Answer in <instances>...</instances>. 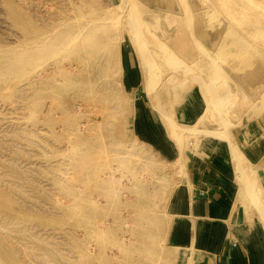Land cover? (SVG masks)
<instances>
[{"label":"rangeland","instance_id":"374dc122","mask_svg":"<svg viewBox=\"0 0 264 264\" xmlns=\"http://www.w3.org/2000/svg\"><path fill=\"white\" fill-rule=\"evenodd\" d=\"M138 1H140V7H143L144 5L145 7H147L144 12L142 10L134 8L136 13L138 10L139 13H137V15L140 14L141 18L139 16L137 17L133 8L130 6L129 0H0V57L1 55L18 56L24 53L23 51H26V49L29 47L30 39L39 40V37H42L43 35L41 30H43L45 27L53 29V25L60 24V22L62 21V23H66V21L76 22L78 19L88 20L92 18V15H100L103 11L106 13V17H108L109 21V25L107 24L106 28L110 29L109 31H111L117 37L115 41H117L120 36V38H122V35H125V44L123 45H127L129 47L128 51L136 57L135 61L133 60L134 70L128 71V75L126 68L124 69L125 73L124 71H122L121 73V69H116L113 73H111L112 76L108 74V76L110 77H104H107L106 82H96V84L93 85L94 87L92 86L91 88L83 90L82 93H80L79 95L76 94L77 91L72 88V86L67 85L61 89L63 90L62 92H46L37 95L36 93H31V91H29V87L27 85L29 78L27 77L28 75L25 71H22L21 77H19L18 74L15 77L10 78L11 75L14 76L15 74L8 73V66L6 68L4 67V70L3 68L0 69V215L1 217H7L8 219H16L15 221H22V223H27L29 226V233L28 231L25 233L26 237L25 234L21 235L22 238L20 239V241L17 242L15 241V239H7L8 244H10L16 249L18 248L20 264H77L78 262H75L74 260H76V257L78 256L80 251V254L82 255L83 259L82 264H140V262L143 261L144 257L150 258L151 256V258H153V264H189L190 261L193 262V257H195L196 253L193 247H191V249H188L186 248V246H184L186 240L185 236L183 235L184 238L182 239V241H180V246H177V244L172 241L173 236H175L177 233L179 234L180 232L183 234V230L188 229L185 224H189L190 221L187 217L172 214L170 210V205L175 196L180 191H182V188L184 186L186 187L190 185L189 171L192 170V164L197 159L213 161L215 160L213 155H215L216 153L228 157V164L229 166L231 165V171L233 172L232 179L230 178V181L232 187H234L233 190H235L236 193H240V180L242 181L244 177H256L257 188L254 191L255 196L252 193V197L244 196V198L241 199V196L237 193L236 203L237 208L242 209L248 216L250 223L253 226L255 225L259 233L263 248L262 254H264V225L262 223V218H260V210H258L257 203L255 202V200L257 199H255V197H258L260 200L262 198L264 199V167H261L259 169V172L257 173L258 177L255 175H249L246 177V175L244 176V170L240 171L232 160V150L233 148H236L245 157V159L247 157L245 161H247V165H252L250 167H254L257 164L256 160H259L260 157L261 159L258 161V165L262 166V164H264V162L261 161L263 160L262 155H264V134L260 131L264 129V108H262L263 111L260 112V114L259 112L255 113L253 111L255 110V108L258 107L259 102L262 105V100L259 101V98H261L260 96L263 95L262 93H264V90L263 92H261V94H258L257 90L254 89L256 88L255 82L264 84V56L262 55L260 57L257 55H253V62L256 64H262V67L256 70L245 68L243 65H246L244 64L245 61H247L248 63V59H245L246 56L244 58L239 56L243 53L241 51L243 50L241 48H244V46H242L244 45L242 44L243 42H246L247 47L252 45L251 48L248 47L252 52L257 51L262 52L264 54V36L259 34V37L257 38L256 35H252L253 38L251 39V35L248 34L250 36H247V34L245 33L248 31H246L248 27L252 28L251 25L256 26V24L260 21L259 19L262 20V18H264V6H262V4L259 2H256V4L255 2L252 3L250 2V0H248V3L245 2L246 4H244V1H242L241 3V1L238 0H234L233 3L230 0H227V3L226 0H220V2L218 0V3L217 0H198V2L197 0H187L189 1V3H187L189 4V9L194 10L196 7H198V9H195V12L199 10L206 11L195 14V18L192 20V22L183 26L184 30H187L180 31L179 33L180 35L182 34L183 39L186 40V42L182 44L183 39L182 36H180L179 34L177 35V37H179L177 39H179L181 43H177V39L173 42L171 41L170 35L172 34H169L171 32V29L165 28L163 24L169 20L170 15H172L173 13L177 14V10H179L180 13L183 12V9H181L183 7V2L181 4V1L178 0L180 4L178 2L174 4V6L172 7V11H170L172 14H167L165 18H162L161 15L158 14H161V11L167 8L166 5L157 2H153V5H149L146 0H142L143 2L141 0ZM223 1H225L224 4H227V7L229 6L228 1L229 4L230 2L231 4H233L234 8L230 6L228 7L230 9L232 7V9L237 10L238 8L236 6H242L241 8H243L244 6L243 9L245 11L247 10L250 14H246L247 12L244 13V10L241 9L243 10L242 14L236 13V15L239 14V16L235 15V17L240 20L237 22L234 15H231V13H229H233L234 10H230L227 7H224V10L223 8L221 9L220 5L223 4ZM261 1L264 3V0ZM141 2L142 4H140ZM218 4L219 6H217ZM224 4L222 5V7L224 6ZM234 4H236V6ZM247 6H252L254 9L252 7L247 8ZM159 9L161 10L159 11ZM250 9H252L253 11ZM239 11L240 10L235 12ZM132 12L135 15L132 14ZM226 13L228 15L230 14L229 16H232L234 18L229 17ZM113 14H115V16ZM150 14L152 15V17L155 15L154 18L155 20L157 19V21L153 20L154 22H156V25L154 26L157 29L155 28V31L150 32V34L152 33L151 36L149 34L148 36H150L151 38L158 37L159 39L163 40L164 42L159 39L155 40L153 38L155 40L154 42H157L158 45H163V43L166 45L165 48L167 51L164 50L163 53L167 54L168 56L166 55V57H164L165 55L160 52L163 51L162 48L164 47V45L162 46L161 50H159L158 47L160 48V46H158L156 43H152L154 47L152 45H149V48L151 49L152 47V49H157L158 52L157 50H153V52H160L162 53L161 55H163V57L159 59V57H157L158 54L153 53L150 50V52H152L151 54L154 55H152L153 57L150 59L146 58V61L147 65L151 64L150 67L149 65L148 67H152L153 70L154 66L157 64V67L155 66L156 68L154 70L156 74L153 73L154 71L152 69L151 71L152 75L154 74V77L155 75L157 77V73L160 75V78L157 80V84L160 86L161 91H169L171 90V88V91H174V95L170 94V101L168 100L171 106L173 105V109L175 107L176 111L174 113L176 116L174 117L177 118L178 114L180 117H183L187 113L188 103L190 102L202 101L203 107L206 109L208 106L207 111L209 110L207 113L204 109L206 116L203 113V120L199 119L198 122V119H196L191 124V128L188 127L185 128L186 130L184 129L185 132L183 133L181 140L176 139L173 136L168 139L166 136V130L164 128L165 125L163 124L161 116L158 112L154 113L152 111L153 104L151 103V100L147 93V87L145 85V82L143 81V75L145 73H143V65L141 64H143L144 62L140 57V52L133 47L132 42L128 38V36L130 37V34H132L131 36H134V26L135 24H138L137 21L142 20L144 16L149 17ZM252 14H257V16L255 17H258L259 19H254V15L252 16ZM156 15L160 17H156ZM246 15L248 16L246 17ZM250 15L252 18L250 17L249 19L248 17ZM130 17H133L132 19L135 18L137 21H135V19L132 20ZM244 19L245 23L247 24L244 23ZM256 19H258L259 21H257ZM130 20L135 23H132ZM254 20H256L257 22ZM250 21L252 23H250ZM254 23L256 24L254 25ZM260 23L259 26L264 27V22L260 21ZM190 24L194 26V29L192 28L191 32H193L194 30L195 33L190 32ZM244 24L247 26V28ZM114 25L116 27H113ZM200 25L205 27L207 38H200L199 47L196 42L197 39L193 38L192 36H197L196 26ZM238 25H242V27ZM187 26L189 29L187 28ZM143 27L146 28L145 25H143ZM130 31L133 33H131ZM164 31L166 32V34ZM182 32H184V34ZM189 32L192 36L189 35ZM153 33L155 36L153 35ZM168 36L170 38L169 40L167 39ZM238 37H242V39L240 38L241 44L239 43ZM191 38H193V40L196 39L194 40L195 42L193 41V44L192 40H190ZM247 38L248 41L252 40V44L250 41H247ZM175 44H185L187 48L183 51V53L181 51L179 53ZM211 44H213L212 47ZM217 44L223 47V49L221 50L222 54H217V56L214 57L211 55V49L215 45L217 46ZM123 45H121L122 47L120 51V53L122 54L124 53ZM155 46L158 47L156 48ZM172 47H175L176 51H174ZM204 48L207 50V52ZM239 48L241 50H239ZM194 49L199 51L200 56L197 55L198 52L196 53ZM192 50L196 54L191 53ZM201 54H204L203 57H205L203 59L205 60L201 59ZM209 54L211 55V57ZM226 55L228 58L226 57ZM196 56L199 57L197 58ZM154 57H157L158 61L157 59H154ZM172 57L175 59H173ZM178 57L179 59H184L180 60H182V64L186 63V67L184 65L181 66L180 60H176L178 59ZM206 57L208 58V60ZM163 58L168 59L170 65H167L168 63ZM44 60L43 62L35 63V72L30 75L34 78V80H39L38 78L41 75L44 76L43 74L46 75V73L47 75L49 73V75H51L53 72H57L58 74H60L69 71L70 68H72L70 70L71 72L78 69L77 62L72 59H62V64L60 66L52 58L45 60H48V62H46L47 64ZM211 60L215 63L217 62L220 68L225 65V69L222 68V72L220 71L221 74L223 73L222 75H224L225 73L227 74H225L223 79H221L223 76L221 77L220 74H218L221 77L220 78L218 76L221 80H215V78H217V75L215 76V74H217L216 72H218L217 70H219V68L217 67L218 65L215 63L214 65ZM227 60L228 62H225L224 64V61ZM152 61H154V66ZM189 61H191L190 64ZM193 61L195 62L194 64H196L198 61V64L192 65ZM159 63V66L161 67H158ZM211 63L216 67V69H218L212 70L214 66L211 65ZM177 64H179V66ZM190 65L191 69L194 67V69H192L194 70V75H192V70H188L190 69ZM175 67L182 68H177V71ZM157 68L159 70L158 72H156ZM184 68L185 70L190 71L189 73H186V76H184L185 74H183ZM199 68H201L200 71ZM207 68L212 69L208 70ZM166 69H168V73ZM170 69L173 71H171ZM227 69L229 71H227ZM232 70H234L235 73L237 72L236 76L238 77V79L236 78ZM151 71L148 72V74H151ZM160 71L161 74H164L166 72L167 75L166 73L164 75H161L159 73ZM213 71L215 74L213 73ZM134 72H136V75L133 74ZM201 73H203L204 76L207 74L205 77H207L208 79L211 73H213L214 75L211 74V79L207 81V78L203 79V75H201ZM228 74L230 76H234H229L228 78ZM22 75L26 78H23ZM170 75L174 76L173 79H169ZM144 76H146V74ZM162 76H164L165 78L163 77L161 79ZM193 76L195 77V79ZM213 76H215L214 79ZM199 77L201 78V80H199ZM12 78L13 80H11ZM14 78H17V84H15L16 80ZM18 78H20V81L18 80ZM124 80L126 81L125 84L123 83ZM128 80L132 81L129 82ZM159 80H162L164 82L167 80L169 82H167L166 85V82L163 83ZM171 80L174 83H171ZM214 81H216V83ZM161 82L165 85H162ZM175 82L177 84H175ZM225 82L228 85V89ZM206 83H211V86L209 84L207 85ZM107 84L112 86V90L113 88H115V97H111V93L108 87L107 89L103 90L105 88V85ZM201 85L203 86L202 88ZM162 86H164L165 88H163ZM209 86L211 87V90L213 88L212 91L208 89ZM236 87L237 90H235ZM176 88L177 91H175ZM222 88H224L225 91L223 90V92L225 93H222ZM121 89L123 90V92H121ZM226 89L229 92H227ZM233 90H235L236 92ZM102 91L108 92L110 94L108 97L109 103L103 100L102 97L105 95L102 94ZM234 92L237 98L236 100L235 97H231V94H233ZM245 93L248 94L245 95ZM117 94L119 95V97ZM205 94H208V97ZM223 94L228 98L223 97ZM243 94L245 96H243ZM28 96L31 98H29ZM165 96L167 97L168 94ZM204 96L207 98H204ZM220 96L222 97L219 98ZM241 96L242 99L239 98ZM110 97L114 100L116 98L115 103H118L120 107L122 105V109L120 108L118 110L114 108V106L111 104V99H109ZM214 98H216L217 100ZM237 100H239L240 102ZM217 101H219L220 103L222 101L223 106H220L222 105V103H219V105L218 103L215 104V102ZM233 101L237 102L233 103ZM225 102H228V104L226 103L225 105L226 107L224 106ZM227 105L230 107H228ZM136 108L143 110L149 117L152 111L154 117L156 118L155 121L157 122L158 127L163 128V134L165 135L166 139H168V141L170 140V142L168 143L175 151L174 154L176 156V159H174V163L172 161L166 162V158H163L164 155H162L158 151V147H154L153 145H151L143 137L140 136L138 130H134V124L136 125L137 116L138 114L140 115V112L137 111L138 109L136 110ZM116 110L117 112H119L117 113ZM219 110L220 112H218ZM224 110H226L227 112ZM228 110L233 111L229 112ZM216 112L218 113L216 114ZM222 112L224 113L225 117ZM220 113L222 118L219 115ZM115 115H117V117ZM217 116H219L220 118ZM223 118L225 120H223ZM91 121L93 123H91ZM221 122L224 123L222 124ZM225 122L226 124L228 122V124L231 125L229 126L230 128L228 127V124H225ZM221 124L223 126H221ZM223 127H226L225 129H227V131H225L228 134L230 132H233L230 133L229 136L227 135V138L230 142L226 139V137H224L227 133L225 135H222ZM128 128L133 129L131 131ZM213 128H215L216 133H214L215 131ZM230 129H232V131ZM218 130L220 135L217 133ZM246 132L249 133V138L246 136ZM243 136L245 139L243 138ZM78 141L88 142L85 144V146H75L76 148L73 149L74 145ZM254 142L262 143L261 148L259 149V155L257 154L253 158L248 155L247 149L251 147V145H253L252 143ZM180 144L182 145L180 146ZM145 145H147L148 148ZM138 147L143 149H137ZM115 152L119 153L120 155ZM78 153H85V155H87L88 161L92 162H90V166L84 168L83 171L80 167L72 163L74 160V156H76ZM127 153H130L132 155ZM126 154L128 155V157H126L127 159L125 158ZM133 154L140 156V158L136 156L138 158L137 159L134 155L137 161H139V159L143 157L141 159L142 162L140 160L134 165L133 162L135 163V158L133 157ZM112 156H114L117 161L123 158L122 160H120V163L122 164H120L116 160L114 161L115 158L113 159ZM129 156L132 158V164L128 161L130 160ZM143 159L145 160L144 162ZM126 160L129 162V165ZM148 160H151L156 164L152 162V165L150 164V162H148ZM133 165L134 168L136 166L137 167L135 168V170H132V173L131 169L129 168L133 169ZM147 166L150 170L147 169ZM90 167L92 169H90ZM109 167L110 169H108ZM178 168L180 171L181 169H183L184 172L181 171V173L183 172L182 175L179 170L178 172L177 170H174ZM99 169L101 171H98ZM205 170L206 169L203 168L199 172L204 173ZM134 171L136 172V176L138 175L137 177L135 176ZM95 172L99 173L96 174ZM113 175L115 177H113ZM236 175H239L238 177H241L242 179L239 178L240 180L238 181ZM95 176H97L99 179H97V177L95 179ZM108 177H110V180H112V182L109 181ZM90 178L91 180H88ZM105 179L108 180L105 182ZM150 182H153L154 184H151ZM11 185H17L18 187L20 186V192L23 189L24 193H18L17 191L16 194L15 192H13V195L11 194L12 202L7 203L6 200L3 198L2 192L6 193L8 187H10ZM107 189H113V192L115 191V193H112ZM155 189L158 190L156 191ZM80 190L82 191L80 192ZM154 190L158 193H155ZM253 201L255 203H253ZM143 208L146 211L143 210ZM140 209H142L145 213L142 214V216H137L138 210ZM86 211L90 213L89 219L91 220L92 218V225L86 223H81V225H77V221L80 222L81 219L84 220L83 217L85 218L86 215L84 214L86 213ZM91 216H93L94 218ZM126 221L129 224H125ZM131 221H133L134 223ZM130 223H132V225ZM138 225L141 228H138ZM105 228L109 229L107 230L108 232H105ZM8 229L10 228H4V226L0 224V235H13L14 232ZM30 234H33L35 236L33 237ZM13 236L16 237L15 234ZM142 237L144 238V240H148V242L154 244H150L152 250L150 248L148 249L147 247L146 249L138 247V244L136 243L138 242V239H142ZM108 239H111L110 242L113 240L112 243H110ZM131 241L133 243H131ZM126 245L130 246L126 247ZM25 247H31L33 251L30 252V250H28V252H25ZM55 248L58 251H56ZM168 249H173L174 254H169ZM51 251L53 252V254ZM127 251L134 252L132 254V258L126 257ZM161 254L162 257L160 258ZM174 258H177L176 261L174 260ZM159 259H161L160 262H158Z\"/></svg>","mask_w":264,"mask_h":264},{"label":"bare ground","instance_id":"6f19581e","mask_svg":"<svg viewBox=\"0 0 264 264\" xmlns=\"http://www.w3.org/2000/svg\"><path fill=\"white\" fill-rule=\"evenodd\" d=\"M142 1V0H141ZM147 1V3L149 4V5H153L154 3L153 2H157V3H160V4H164V5H166L167 6V8L165 9V10H163V11H161L162 13L161 14H158V15H161V17L162 18H165V16L167 15V14H172L170 11H172V7L174 6V4H176V2H178V0H146ZM179 1H181L180 3L182 4V2H183V4H182V8L181 9H183V12L182 13H180L179 12V10H177V14H172V15H170V18H169V20L167 21V22H165L164 24H163V26L165 27V28H169V29H171V32L169 33V34H172V35H170V37H171V41L173 42L174 40H176L177 38H179V37H177V35L180 33V31H183L184 30V27L183 26H185V25H187V24H189V23H191L192 22V20L195 18V14H197V13H199V12H205L206 10H202V11H197V12H195V9H198V7H196L194 10L193 9H189V4H187V3H189V1H187V0H179ZM203 1V0H202ZM232 3L234 2V0H230ZM238 1H241V3H242V1H244V4H246L245 2H249L248 0H238ZM139 2L140 1H138V0H129V3H130V6L133 8V10H134V8L135 9H139V10H142L143 12L145 11V9H147V7H145V5L143 6V7H140L139 6ZM143 2V1H142ZM142 2L140 3V4H142ZM197 2H198V0H197ZM216 2V1H215ZM219 2H220V0H219ZM231 2H230V4H231ZM250 2H255V4H256V2H259V3H261L262 4V6H264V3L261 1V0H253V1H251L250 0ZM179 3V2H178ZM179 3V4H180ZM205 3V2H204ZM208 3V2H207ZM217 3H218V0H217ZM217 3H215V4H217ZM225 3V1H223V4ZM226 3H227V0H226ZM200 4V3H199ZM223 4H221L220 6H221V9L223 8V10L227 7V4H224V6L222 7V5ZM229 4V1H228V7H230V6H232L233 8H234V6H233V4H231L230 5ZM254 4V5H255ZM261 4H259V5H261ZM235 6H236V4H234ZM247 5H249V4H247ZM251 5V4H250ZM257 5H258V3H257ZM129 6V7H130ZM212 6V5H211ZM217 6H219V4L217 5ZM115 7V6H114ZM130 7V8H131ZM225 7V8H224ZM227 7V8H228ZM232 7H231V9H232ZM238 9L236 10V9H232V10H234V12L232 13V12H229V13H231V15H234V17H235V15H236V13H240V14H242V11L244 10L243 8H244V6H243V8H241V7H238V6H236ZM248 7H252V6H247V8ZM152 8V7H151ZM246 8V9H247ZM253 8V7H252ZM106 9V8H105ZM153 9H155V8H153ZM164 9V8H163ZM228 9H230V8H228ZM230 9V10H231ZM241 9H243V10H241ZM254 9V8H253ZM111 10V9H110ZM131 10V9H130ZM155 10H157V9H155ZM161 9H159V11H160ZM223 10H221V11H223ZM227 10V9H226ZM225 10V11H226ZM238 10H240L239 12H235V11H238ZM250 10H252V9H250ZM83 11V10H82ZM102 11V10H101ZM100 11V12H101ZM174 11H175V9H174ZM253 11V10H252ZM96 12V11H95ZM134 12H135V10H134ZM143 12H141V13H143ZM157 12V11H156ZM244 13H246V14H250L247 10L245 11H243ZM87 13V12H86ZM85 13V14H86ZM110 13V12H109ZM136 13V12H135ZM137 13H139L138 12V10H137ZM137 13H136V15H137ZM145 13H147V12H145ZM144 13V14H145ZM223 13V12H222ZM227 13H228V11H227ZM226 13V14H227ZM243 13V14H244ZM108 14V13H107ZM132 14H134L133 12H132ZM131 14V15H132ZM225 14V15H226ZM114 16H115V14H113ZM129 15V14H128ZM135 15V14H134ZM133 15V16H134ZM147 15V14H146ZM228 15V14H227ZM230 15V14H229ZM228 15V16H229ZM245 15V14H244ZM243 15V16H244ZM248 15H246V17L248 16ZM254 14H252V16H253ZM82 16V15H81ZM94 15H92V18H90V19H88V20H80V19H78L76 22L74 21V22H67L66 21V23L64 22V23H62V22H60V24H55V25H53V29L52 28H47V27H43L44 29L43 30H41L42 31V33H43V35H42V37L40 36L39 37V40H34V39H30V42H29V47L26 49V51H23L24 53H22V54H20V55H18V56H15V55H5V56H3V55H1V57H0V69L1 68H3V70H4V67L6 68L7 66L9 67V69H8V73H12V74H15L14 76L13 75H11V74H9V75H11L10 76V78L11 77H15L16 75H18L19 77H21V74H22V71H25L26 72V74L28 75H26L28 78H29V80H28V83H27V85H28V87H29V91H31V93H36L37 95H40V94H43V93H46V92H58V91H63V90H61L64 86H72V88H74L76 91H77V95H79L80 93H82V91L83 90H85V89H88V88H91L94 84H96V82H106V78H104L105 76H108V74L109 75H111V73H113L114 72V70H116V69H121V73H122V71H124V69L126 68L127 69V75H128V71H132V70H134V67H133V60L135 61V59H136V57H135V55H133V54H131L128 50H129V47L127 46V45H123V44H125L124 43V39L126 38V36L125 35H122V38H120V40H119V38L117 39V41H115L116 40V36L111 32V31H109L110 29H108V28H106V25L109 23V21H108V17H106V13L103 11L100 15H96L95 14V16L93 17ZM140 17L141 18V16H140V14L139 15H137V17ZM142 16H144V15H142ZM236 16H239V14L238 15H236ZM255 16H257V14L256 15H254L253 17H254V19L255 18H258V17H255ZM258 16H260V15H258ZM112 17V16H111ZM136 17V16H135ZM155 15L152 17V15L150 14V16L148 17H143V19L142 20H140V21H137L135 18V21H137L138 22V24H135V26H134V36H131L132 34H130V37L128 36V38H129V40L132 42V45H133V47L135 48V49H137L139 52V54H140V57L142 58V60H143V64H141V65H143V73H145L146 74V76H144L143 74V81L145 82V85H146V87H147V93H148V96H149V98H150V100H151V103L153 104V112L154 113H156V112H158L159 113V115L161 116V119H162V121H163V124L165 125V130H166V136H167V138L168 139H170V137H174V138H176V139H182L181 137L183 136V133L185 132V128H188V127H192L191 126V124L196 120V119H198V122H199V119L201 120H203L204 119V117L202 118V116H204L205 115V111L208 113V111H207V108H208V106H207V108L205 109L204 107H203V102L202 101H197V102H190V103H188V110H187V113L183 116V117H180L179 116V114H178V117L177 118H175L174 116H176L175 115V107H174V109H173V105L171 106V104H170V94L172 95H174V91L172 92L171 90H172V88H171V90H164V91H161V89H160V86L157 84V80L160 78V75L157 73V77H156V75H155V77H154V74L152 75V71H151V69L153 70V68L151 67V68H149L150 67V65L151 64H148L149 65V67H148V65H147V59L146 58H152L153 56L152 55H154V54H151L152 52H153V50H155V49H152V47H151V49L149 48L151 45H152V43H156L157 45H158V43L157 42H154L155 40H157V39H159L158 37L157 38H154V37H150L151 36V34H150V32H152V31H155V26L154 25H156L155 23L156 22H154V21H157V19L155 20ZM156 17H160V16H157L156 15ZM229 17H231V18H234V17H232V16H229ZM250 17H251V15L248 17L249 19H250ZM262 17V16H261ZM73 18V17H72ZM84 18V17H83ZM131 18V17H130ZM133 18V17H132ZM131 18V19H132ZM252 18V17H251ZM134 19H132V20H134ZM230 19V18H229ZM235 19L237 20V22L238 21H240V20H238V18H236L235 17ZM259 19V18H258ZM256 19L257 21H263L264 22V18H262V20L261 19ZM132 20H130L132 23H135V22H133ZM154 20V21H153ZM234 20V19H233ZM235 20V21H236ZM256 20H254V21H256ZM72 21V20H71ZM111 21V20H110ZM160 21V20H159ZM244 21V23H245V19L243 20ZM252 21H253V19H252ZM256 21V22H257ZM260 21H259V23H260ZM127 22V21H126ZM141 22V23H140ZM153 22H154V24H153ZM111 23V22H110ZM131 23V24H132ZM242 23V22H241ZM250 23H252L251 21H250ZM259 23H254V25L256 24V26H253V25H251V27L252 28H247V26L245 25V24H247V23H245L244 25L246 26V31L247 32H245L246 34H247V36H250L251 35V39L253 38L252 37V35H256L257 36V38L259 37V34L260 35H263L264 36V27H262V26H259ZM262 23V22H261ZM261 23H260V25H261ZM114 24V23H113ZM127 24H129V23H127ZM237 24V23H236ZM264 24V23H263ZM109 25V24H108ZM112 25V24H111ZM143 25H145L146 26V28L145 27H143ZM159 25V24H158ZM32 26V25H31ZM132 26V25H131ZM193 25H191L190 24V27H191V29H190V32L192 31V28L194 29V26L192 27ZM238 26H240V27H242V25H238ZM249 26V25H248ZM110 27V26H109ZM113 27H116L115 25L113 26ZM112 27V28H113ZM120 27H121V24H120ZM123 28V27H122ZM133 28V27H132ZM186 28V27H185ZM187 28H188V26H187ZM40 29H41V27H40ZM105 29H108V30H105ZM116 29V28H115ZM131 29V28H130ZM157 29V28H156ZM189 29V28H188ZM241 29V28H240ZM164 30V29H163ZM176 30V31H175ZM185 30H187V29H185ZM184 30V31H185ZM35 31H37V30H35ZM114 31V30H113ZM132 31V30H131ZM130 31V32H131ZM242 31V30H241ZM34 32V31H33ZM157 32V31H156ZM165 32V31H164ZM177 32V33H176ZM188 32V31H187ZM190 32H189V35H190ZM131 33H133V32H131ZM183 34H184V32H182ZM191 33H195L194 32V30H193V32H191ZM196 33H197V36L195 35V36H192V35H190V36H192L193 38H196L197 39V44H198V46L200 47V38L202 39V38H204V39H206L207 37H206V32H205V27L204 26H202V25H200V26H196ZM235 33V32H234ZM136 34V35H135ZM137 34H139V35H137ZM148 34L150 35V36H148ZM156 34V33H155ZM165 34H166V32H165ZM248 34H250V35H248ZM127 35V34H126ZM153 35H154V33H153ZM152 35V36H153ZM180 35V34H179ZM186 35V34H185ZM245 35V34H244ZM243 35V36H244ZM137 36V37H136ZM147 36H148V38H147ZM155 36V35H154ZM180 36H182V34L180 35ZM187 36V35H186ZM255 36V37H256ZM246 37V36H245ZM155 40H154V39ZM162 38V37H161ZM189 38V37H188ZM187 38V39H188ZM193 38H191L190 40H192V44H193V41L194 40H196V39H194L193 40ZM239 39V43H240V40L242 39V37H238ZM241 38V39H240ZM248 38H250V37H248ZM248 38H247V41H248ZM163 39V38H162ZM166 39V38H165ZM168 40L170 39L169 38V36H168V38H167ZM182 39H183V36H182ZM181 39V40H182ZM119 40V41H118ZM159 40H161V39H159ZM184 40V39H183ZM183 40H182V44L183 43H185L186 42V40H184V42H183ZM190 40H188V41H190ZM161 41H163V40H161ZM250 42L252 41V40H249ZM248 41V42H249ZM159 42V41H158ZM164 42V41H163ZM167 42H169V41H167ZM176 42V41H175ZM174 42V43H175ZM181 43L180 41H179V39H177V43ZM195 42V41H194ZM173 43V44H174ZM189 44V43H188ZM191 44V43H190ZM195 44V43H194ZM241 44V43H240ZM242 44H244V45H242V46H244V48H241V49H243V50H241L240 48H239V50H241L240 52L242 53V54H240L239 56L240 57H242V58H244L245 56V59L247 58L248 59V63H247V61H245L244 62V64H246V65H243L245 68H250V69H254V70H256V69H260L261 67H262V64H256V63H254L253 62V60H254V56L253 55H257V56H264V54L262 53V52H257V51H251L250 50V48H251V46L252 45H250V46H248V47H250V48H248L247 46H246V42H243ZM251 44H252V42H251ZM121 45H123V47H124V53L122 54V53H120V51H121ZM150 45V46H149ZM155 45V44H154ZM164 45V47L162 48V46ZM163 45H158V46H160V48L158 47V49L159 50H161V48L163 49V51H160V52H164V50H166V45L163 43ZM176 45V44H175ZM153 46V45H152ZM177 47V50L179 51V53H180V51L183 53V51L187 48L186 47V45L184 44V45H179V44H177L176 45ZM213 46V44H211V47ZM255 46V45H254ZM154 47V46H153ZM156 47V46H155ZM156 47V48H157ZM215 47V48H214ZM211 50V55L212 56H217V54H222V49H223V47L222 46H220V45H218L217 44V46L215 45ZM165 48V49H164ZM173 48V47H172ZM192 48V47H191ZM255 48V47H254ZM174 49V51H176V49H175V47L173 48ZM205 49V48H204ZM258 49V48H257ZM150 50L152 51V52H150ZM157 50V49H156ZM155 50V51H156ZM172 50V49H171ZM200 50V49H199ZM202 50V49H201ZM206 50V49H205ZM153 52V53H156V52ZM167 51V50H166ZM165 51V52H166ZM173 51V50H172ZM187 51V50H186ZM194 51L197 53L198 52V54L197 55H199L200 56V54H199V51H197V50H195L194 49ZM248 51V52H247ZM137 52V51H136ZM157 52H158V50H157ZM156 53V54H158V56L157 57H159V59L161 58V57H163V55H165L164 57H166V55L167 54H164L163 53V55H161L162 53ZM169 52V51H168ZM191 52V51H190ZM195 52H193V50H192V52L191 53H194V54H196ZM206 52H207V50H206ZM169 53H171V52H169ZM174 53H176V52H174ZM251 53V54H250ZM172 54V53H171ZM178 54V53H177ZM206 54V53H205ZM260 54V55H259ZM161 55V56H160ZM184 55V54H183ZM202 55V58L201 59H203L204 57H203V55L204 54H201ZM210 55V54H209ZM211 55H210V57H211ZM149 56H151V57H149ZM168 56V55H167ZM179 56V55H178ZM198 56V57H199ZM157 57L155 58L154 57V59H157ZM180 57H181V54H180ZM185 57V56H184ZM187 57V56H186ZM197 57V56H196ZM197 57V58H198ZM209 57V58H210ZM226 57H227V55H226ZM54 59L56 62H57V64L60 66L61 64H62V59H72V60H74V61H76L77 62V64H78V69H76L75 71H70L72 68H70V72L69 71H66V72H63V73H60V74H58L57 72L56 73H52L51 75H47V73H46V75L45 74H43L44 76H40L38 79L39 80H34V78L32 77V76H30L31 74H33V72H35L34 70V65H36L35 63H37V62H43V60L45 59ZM171 58V57H170ZM173 58V57H172ZM207 58V57H206ZM228 58V57H227ZM227 58H225V59H227ZM140 59V58H139ZM138 59V60H139ZM154 59H152V60H154ZM163 59H165L166 60V62L168 63L167 65H170L169 63V61H168V59H166V58H163ZM173 59H175V58H173ZM180 59H182V58H180ZM179 59V57H178V59H176V60H180ZM193 59H194V57H193ZM44 60V61H45ZM175 60V61H176ZM182 60H184V59H182ZM182 60H180V63H181V66L182 65H184L185 67H186V63L185 62H183V63H185V64H182ZM197 60V59H196ZM199 60V59H198ZM203 60H205V59H203ZM207 60H208V58H207ZM54 61V62H55ZM157 61H158V59H157ZM159 61H161V60H159ZM195 61V60H194ZM193 61V63H192V65L196 62H194ZM46 62H48V60L47 61H45V63ZM142 62V61H141ZM140 62V63H141ZM149 62V61H148ZM156 62V61H155ZM172 62H173V60H172ZM190 62L191 61H189V64H190ZM200 62V61H199ZM207 62V61H206ZM211 62H213L212 60H211ZM225 62H228V60L227 61H224V64H225ZM150 63V62H149ZM152 63H153V66H154V61H152ZM178 63V62H177ZM209 63V62H208ZM215 62H213V64H214ZM223 63V62H222ZM19 64H21V65H19ZM47 64V63H46ZM156 64V63H155ZM196 64H198V61H197V63ZM196 64H194V65H196ZM200 64V63H199ZM202 64V63H201ZM212 63H211V65H213ZM215 64H217V62L215 63ZM214 64V65H215ZM157 65V64H156ZM155 65V66H156ZM160 65V63L158 64V67H161V66H159ZM178 66H179V64H177ZM207 65H209V64H207ZM213 65V66H214ZM218 65V64H217ZM216 65V66H217ZM221 65V64H220ZM154 66V70H155V68L157 67H155ZM175 66H176V64H175ZM189 66V65H188ZM204 66H205V64H204ZM212 66V67H213ZM225 66V65H224ZM224 66H222V68H224ZM43 67V66H42ZM75 67V66H74ZM77 67V66H76ZM149 68V70H148V68ZM197 67V66H196ZM195 67V68H196ZM200 67V66H199ZM208 67V66H207ZM218 68H219V70H217L216 69V67L214 66V68L212 69V68H209V69H212V70H214V69H216L218 72H216L217 74H215L214 73V71H213V73L215 74V76L217 77V78H215V76H213V79L215 78V80L216 81H218V79H220L222 76V78L221 79H223L224 78V76H225V74L224 75H222L221 74V72H222V68H220L219 67V65L217 66ZM163 68V67H162ZM167 68H170V67H167ZM176 69L177 68H179V67H175ZM180 68H182V67H180ZM179 68V69H180ZM187 68H189V67H187ZM45 69H46V67H45ZM48 69V68H47ZM165 69V68H164ZM172 69V68H171ZM170 69V70H171ZM174 69V68H173ZM192 69H194V67L192 68ZM191 69V65H190V69H188V70H192ZM198 69V68H197ZM200 69L201 68H199V71H200ZM208 69V68H207ZM208 69V70H209ZM225 69V68H224ZM119 70H118V73H119ZM153 70V71H154ZM163 70V69H162ZM161 70V71H162ZM168 69H166V71H167ZM183 70V69H182ZM188 70H185V68H184V73L183 74H185L184 76H186V73H189L190 71H188ZM212 70H211V72H212ZM55 71V70H54ZM151 71V74H148V72H150ZM159 70H158V68H157V71L156 72H158ZM161 71L159 72L160 74H161ZM165 71V70H164ZM171 71H173V70H171ZM170 71V72H171ZM177 71H178V69H177ZM177 71H176V73H177ZM221 71V72H220ZM227 71H229L228 69H227ZM233 71V73H234V75L236 76V73L234 72V70H232ZM232 71H231V73H232ZM21 72V73H20ZM25 72H23V73H25ZM60 72H61V70H60ZM115 72H117V71H115ZM169 71H167V73H168ZM39 73V72H38ZM41 73H42V71H41ZM120 73V74H121ZM124 73H125V71H124ZM153 73H155V71L153 72ZM166 73V72H165ZM164 73V74H165ZM167 73H166V75H167ZM203 73H205V72H203ZM203 73H201V75H203V79L204 78H207V77H205L204 76V74ZM206 73H207V71H206ZM209 73H210V71H209ZM213 73H211V74H213ZM5 74H6V72H5ZM40 74V73H39ZM115 74H117V73H115ZM114 74V75H115ZM134 75H136V72H134L133 73ZM156 74V73H155ZM163 74V73H162ZM161 74V75H162ZM163 74V75H164ZM172 74V73H171ZM174 74V73H173ZM191 74V73H190ZM195 73H194V70H192V75H194ZM197 74H200V73H197ZM196 74V75H197ZM211 74H210V76H211ZM213 74V75H214ZM218 74H220V76L218 75ZM239 74V73H238ZM1 75H3V74H1ZM169 75V74H168ZM175 75H177V74H175ZM189 75V74H188ZM227 75V74H226ZM234 75H231V76H234ZM240 75V74H239ZM238 75V76H239ZM5 76V75H4ZM17 76V77H18ZM23 76V75H22ZM112 76V75H111ZM116 76H118V75H116ZM171 76V75H170ZM169 76V79H173V77L174 76H171L170 77ZM181 76V75H180ZM179 76V77H180ZM183 76V75H182ZM191 76V75H190ZM210 76H209V79L207 78L206 80L207 81H209L211 78H210ZM220 78H219V77ZM229 74H228V78H229ZM230 76V77H231ZM7 77H8V75H7ZM108 77H110V76H108ZM120 77V76H119ZM134 77V76H133ZM164 76H162L161 77V79L163 78ZM178 77V76H177ZM188 77V76H187ZM186 77V78H187ZM194 77V76H193ZM23 78H26V77H24L23 76ZM22 78V79H23ZM115 78V77H114ZM155 78V79H154ZM165 78V77H164ZM226 78V77H225ZM236 78L238 79V77L236 76ZM240 78V77H239ZM15 79V78H14ZM17 79V78H16ZM15 79V80H16ZM22 79H21V81H22ZM33 79V80H32ZM117 79V78H116ZM127 79V78H126ZM181 79V78H180ZM193 79V78H192ZM194 79H195V77H194ZM220 79V80H221ZM11 80H13V78L11 79ZM14 80V81H15ZM18 80L20 81V78H18ZM111 80V79H110ZM113 80V79H112ZM168 80V79H167ZM162 81V80H159V81H162L163 83H165L166 85H167V82H169V81ZM177 80V79H176ZM176 80H174V81H176ZM199 80H201V78L199 77ZM241 80V79H240ZM114 81V80H113ZM129 82H131L132 80H128ZM172 81V80H171ZM197 81V80H196ZM213 81V80H212ZM216 81H214L215 83H216ZM17 80H16V83L15 82H13V83H15V84H17ZM161 82V83H162ZM178 82V81H177ZM198 82V81H197ZM228 82V81H227ZM237 82H239V81H237ZM255 82V81H254ZM124 84L126 83V81L124 80V82H123ZM162 83V85H165V84H163ZM171 83H174L173 81L171 82ZM213 83V82H212ZM215 83H213V84H215ZM226 83V82H225ZM256 83V85H255V89L254 90H257V93L258 94H261V92H263V90H264V84L263 83H258V82H255ZM175 84H177L176 82H175ZM207 84V83H206ZM209 85L211 84V83H208ZM207 84V85H208ZM231 84V83H230ZM120 85V84H119ZM206 85V86H207ZM216 85V84H215ZM214 85V86H215ZM226 85H227V83H226ZM232 85V84H231ZM240 85V84H239ZM121 86V85H120ZM169 86V85H168ZM167 86V87H168ZM171 86H172V84H171ZM170 86V87H171ZM211 86V85H210ZM208 87V89L209 90H211V87ZM213 86V85H212ZM225 86V85H224ZM235 86V85H234ZM94 87V86H93ZM107 87H108V89H109V91H110V93H111V97H115L116 96V91H115V88H113V90H112V86H110L109 84H107V85H105V88L103 89V90H105V89H107ZM163 88H165L164 86H162ZM203 86L201 85V88H202ZM233 87V86H232ZM239 87V86H238ZM162 88V89H163ZM200 88V89H201ZM225 88V87H224ZM224 88H222V93H225V92H223V90H224ZM241 88V87H240ZM93 89V88H92ZM118 89H119V87H118ZM170 89V88H169ZM227 89H228V85H227ZM226 89V91L227 92H229L228 90ZM233 89V88H232ZM91 90V89H90ZM173 90H174V87H173ZM203 90V89H202ZM212 90H213V88H212ZM211 90V91H212ZM235 90H237V87L235 88ZM235 90H233V91H235ZM175 91H177V88H176V90ZM204 91V90H203ZM202 91V92H203ZM225 91V90H224ZM232 91V90H231ZM241 91V90H240ZM103 92V91H102ZM121 92H123V90L121 89ZM236 92V91H235ZM235 92L233 93V94H231L232 96L231 97H235V100L237 99L236 98V96H235ZM248 92H249V90H248ZM13 93H14V91H13ZM22 93V92H21ZM209 93H210V91H209ZM102 94H104L105 96H103L102 98H103V100L104 101H106V102H108L109 103V101H108V97H109V93L108 92H103ZM168 94V96L166 97L165 95H167ZM213 94V93H212ZM237 94V93H236ZM248 93H245V95H247ZM263 95L262 96H260L261 98H259L260 100L259 101H261V103H262V105L260 104V102H259V105H258V107L257 108H255V110H253L255 113H258L259 112V114H260V112H262L263 111V109L262 108H264V93H262ZM23 95V94H22ZM32 95V94H31ZM30 95V96H31ZM114 95V96H113ZM118 95V94H117ZM122 95V94H121ZM120 95V96H121ZM176 95V94H175ZM207 97H208V94H205ZM214 95V94H213ZM212 95V96H213ZM221 95V94H220ZM226 95V94H225ZM240 95H241V92H240ZM244 94H243V96H245ZM102 96V95H101ZM215 96V95H214ZM227 96H229V95H227ZM29 97V96H28ZM109 98V99H111V104L114 106V108H116V109H120L121 107H123L122 105H121V107H120V105L117 103H115V101H116V98H115V100L113 99V98ZM118 97H119V95H118ZM117 97V98H118ZM207 97H205L204 96V98H207ZM216 97V96H215ZM222 96H220L219 98H221ZM223 97H225V98H228V97H226V96H224V94H223ZM29 98H31V97H29ZM96 98V97H95ZM173 98V97H172ZM174 98H176V97H174ZM239 98H241L242 99V96L241 97H239ZM238 98V99H239ZM244 98V97H243ZM113 99V100H112ZM213 99V98H212ZM214 99H216V98H214ZM231 99V98H230ZM169 100V101H168ZM211 100V99H210ZM217 100V99H216ZM224 100V99H223ZM244 100V99H243ZM135 101V100H134ZM213 101V100H212ZM227 101V100H226ZM237 101H239V100H237ZM236 101V102H237ZM245 101V100H244ZM99 102V101H98ZM105 102V103H106ZM169 102V103H168ZM229 102V101H228ZM228 102H225V104H224V106L226 105V103L228 104ZM235 101H233V103H236ZM240 102V101H239ZM78 103H80V102H78ZM218 103V105H219V101H217V102H215V104H217ZM221 103H222V105H220V106H223V102L221 101ZM220 103V104H221ZM232 103V104H233ZM170 104V105H169ZM258 104V103H257ZM231 105V104H230ZM56 106V105H55ZM103 106V105H102ZM228 106V105H227ZM257 106V105H256ZM226 107V106H225ZM228 107H230V106H228ZM232 107V106H231ZM96 108V107H95ZM112 108V107H111ZM221 108V107H220ZM40 109V108H39ZM103 109V108H102ZM113 109V108H112ZM122 109V108H121ZM124 109V108H123ZM138 109V110H137ZM204 109H205V111H204ZM222 109H223V107H222ZM225 109V108H224ZM228 109V108H227ZM226 109V110H227ZM256 109H258V110H256ZM136 110L137 111H139L140 112V115L138 114V116H139V118H138V116H137V119H136V125L134 124V127H135V131L136 130H138V132H139V134H140V136L141 137H143L147 142H149L151 145H153L154 147H158V151L162 154V155H164L163 156V158L165 157L166 158V162L167 161H174V159H176L175 157V154H174V150L172 149V147H171V145L168 143V142H170V140L168 141V139H166V137H165V135L163 134V128H160V127H158V125H157V122L155 121V117H154V115H153V113H152V111H151V115H150V117L143 111V110H141V109H139V108H136ZM226 110H224V111H226ZM114 111H115V109H114ZM229 111V110H228ZM230 111H233V110H230ZM229 111V112H230ZM241 111V110H240ZM38 112V111H37ZM102 112V111H101ZM112 112H113V110H112ZM116 112H117V110H116ZM119 112V111H118ZM117 112V113H118ZM218 112H220V110L218 111ZM218 112H216V114L218 113ZM227 112V111H226ZM250 112V111H249ZM253 112V113H254ZM33 113V112H32ZM115 113V112H114ZM203 113H204V115H203ZM206 113V114H207ZM213 113V112H212ZM212 113H211V115H212ZM223 113V112H222ZM228 114V113H227ZM241 114V113H240ZM103 115V114H102ZM210 115V114H209ZM220 115V117L222 118V116H221V113L219 114ZM223 115H224V113H223ZM255 115V114H254ZM109 116V115H108ZM107 116V117H108ZM116 117H117V115H115ZM124 116V115H123ZM206 116V115H205ZM228 116V115H227ZM230 116V115H229ZM243 116V115H242ZM34 117V116H33ZM212 117V116H211ZM217 117H219V116H217ZM216 117V118H217ZM219 117V118H220ZM224 117H225V115H224ZM258 117V116H257ZM256 117V118H257ZM32 118V117H31ZM227 118V117H226ZM255 118V117H254ZM208 119H209V117H208ZM134 120V119H133ZM223 120H225L224 118H223ZM50 121H52V120H50ZM221 121V120H220ZM115 122V121H114ZM161 122V121H160ZM219 122V121H218ZM229 122V121H228ZM228 122H227V124H228ZM256 122V121H255ZM258 122V121H257ZM262 122V121H261ZM91 123H93L92 121H91ZM116 123V122H115ZM211 123V122H210ZM222 124L224 123V122H221ZM95 124V123H94ZM103 124V123H102ZM117 124V123H116ZM200 124V123H199ZM203 124H205V123H203ZM221 124V126H223ZM225 124H226V122H225ZM226 124V125H227ZM80 125V124H79ZM112 125H114V124H112ZM144 125H145V127H144ZM194 125V124H193ZM255 125V124H254ZM86 126V125H85ZM84 126V127H85ZM87 126H88V124H87ZM229 126H231L230 124H228V127ZM253 126V125H252ZM104 127V126H103ZM202 127V126H201ZM233 127V126H232ZM248 127V126H247ZM256 127V126H255ZM56 128V127H55ZM98 128H99V126H98ZM194 128H196V127H194ZM204 128V127H203ZM220 128V127H219ZM218 128V129H219ZM226 128V127H225ZM224 127H223V131H227V129H225ZM230 128V127H229ZM228 128V129H229ZM250 128V127H249ZM101 129V128H100ZM107 129V128H106ZM128 129H130L131 131H132V129L131 128H128ZM185 129V130H184ZM214 129V131H211V132H214V133H216V130H215V128H213ZM233 129V128H232ZM232 129H230L231 131H232ZM254 129V128H253ZM57 130V129H56ZM110 130V129H109ZM207 130H209V129H207ZM250 130V129H249ZM99 131H101V130H99ZM222 131V135H225L227 132L225 131V132H223ZM229 131V130H228ZM238 131V130H237ZM251 131V130H250ZM263 134H264V129L263 130H260ZM114 132H115V130H114ZM209 132V131H208ZM221 132V131H220ZM252 132V131H251ZM187 133V132H186ZM204 133V132H203ZM217 133L219 134V130L217 131ZM230 133H233V132H230ZM230 133L228 134H226L224 137H226V139L228 140V138H227V135L229 136L230 135ZM247 133V132H246ZM103 134V133H102ZM208 135V134H207ZM220 135V134H219ZM248 135H249V133H247L246 134V136L248 137ZM71 136V135H70ZM217 136V135H216ZM245 136V135H244ZM244 136H243V138H244ZM66 137V136H65ZM73 137V136H72ZM131 137V136H130ZM218 137V136H217ZM61 138V137H60ZM134 138V137H133ZM221 138H223V137H221ZM249 138V137H248ZM97 139H98V137H97ZM101 139V138H100ZM132 139V138H131ZM173 139V138H172ZM185 139V138H184ZM245 139V138H244ZM243 139V140H244ZM89 140V139H88ZM133 140V139H132ZM137 140H138V138H137ZM179 140V141H180ZM229 141V140H228ZM88 141H78L75 145H74V147H73V149H75L76 147L75 146H77V147H81V146H85V144L87 143ZM230 142V141H229ZM263 142V141H262ZM94 143V142H93ZM117 143V142H116ZM179 143V142H178ZM183 144V143H182ZM182 144H180V146L182 145ZM111 145H112V143H111ZM145 146H147V145H145ZM142 147V146H141ZM69 148V147H68ZM147 148H148V146H147ZM98 149H100V148H98ZM132 149V148H131ZM137 149H143V148H137ZM78 150V149H77ZM183 150H184V148H183ZM137 151V150H136ZM139 151V150H138ZM142 151V150H141ZM210 151V150H209ZM95 152V151H94ZM112 152H114V151H112ZM132 152H133V150H132ZM144 152H147V151H144ZM115 153H117V152H115ZM126 153V152H125ZM212 153V152H211ZM118 155H120L119 153H117ZM127 154H130V153H127ZM126 154V156H125V158L126 157H128V155ZM138 154V153H137ZM143 154H145V153H143ZM147 154V153H146ZM262 154V153H261ZM130 155H132V154H130ZM134 155H135V157L137 156L136 154H133V157H134ZM142 155V154H141ZM259 155V154H258ZM122 156V155H121ZM149 156V155H148ZM180 156H181V153H180ZM110 157V156H109ZM108 157V158H109ZM113 157V159L115 158L114 156H112ZM117 157V156H116ZM130 157V156H129ZM134 157V158H135ZM137 157H139L140 158V156L138 155ZM136 157V158H137ZM51 158V157H50ZM133 158V159H134ZM135 158V163L133 162V164L135 165L136 164V162H139L143 157H141V159H139V161H137V159ZM150 158V157H149ZM152 158V157H151ZM123 159V158H122ZM122 159H120V160H122ZM127 159V158H126ZM131 157H130V160H128L129 162H131ZM173 159V160H172ZM181 159V158H180ZM246 159H247V157H246ZM245 159V157L240 153V151L238 150V149H236V148H233V150H232V160H233V163L236 165V167L237 168H239V170L240 171H243L244 170V176L246 175V177L247 176H249V175H255V176H257V173L259 172V169L261 168V167H264V164H262V166H259L258 165V161L261 159V157L259 158V160H256V165L254 166V167H250V166H252L251 164H250V166L249 165H247V161H245L246 160ZM262 159L263 160H261V161H263L264 162V155H262ZM107 160V159H106ZM116 160V158L114 159V161ZM120 160L119 161H117V162H119L120 163ZM125 161V160H124ZM127 160H126V162L128 163V165H129V162H128ZM145 160L143 159V162H144ZM184 161V160H183ZM90 162L91 161H88V158H87V155H85V153H83V154H81V153H78L76 156H74V160H73V164L74 165H76V166H78V167H80L81 169H82V171H83V169L84 168H86V167H88V166H90ZM98 162V161H97ZM111 162H112V159H111ZM122 162V161H121ZM141 162H142V160H141ZM141 162H140V164H141ZM148 162H150V164H152V162L153 161H149L148 160ZM92 163V162H91ZM99 163V162H98ZM108 163V162H107ZM124 163V162H123ZM147 163V162H146ZM154 163V162H153ZM164 163V162H163ZM174 163V162H173ZM177 163V162H176ZM185 163V162H184ZM254 163V162H253ZM262 163V162H261ZM100 164V163H99ZM120 164H122V163H120ZM131 164H132V162H131ZM130 164V165H131ZM145 164V163H144ZM149 164V163H148ZM154 164H156V163H154ZM167 164V163H166ZM171 164V163H170ZM201 164H202V161L200 160V159H197L193 164H192V170H194V171H199L200 170V168H201ZM249 164V163H248ZM134 165L132 166L133 167V169L132 168H129V169H131V172H132V170H135V168L137 167H135L134 168ZM153 165V164H152ZM151 165V166H152ZM175 165V164H174ZM182 165V164H181ZM185 165V164H184ZM98 166V165H97ZM123 166V165H122ZM142 166V165H141ZM146 166V165H145ZM162 166V165H161ZM177 166V165H176ZM176 166H175V168H176ZM179 166V165H178ZM183 166V165H182ZM181 166V167H182ZM101 167V166H100ZM108 167V166H107ZM124 167V166H123ZM148 167V166H147ZM146 167V168H147ZM153 167V166H152ZM184 167V166H183ZM182 167V168H183ZM127 168V167H126ZM141 168H143V167H141ZM145 168V167H144ZM172 168H174V167H172ZM90 169H92L91 167H90ZM108 169H110V167L108 168ZM147 169H149V167L147 168ZM181 169V168H180ZM242 169V170H241ZM112 170V169H111ZM123 170V169H122ZM150 170V169H149ZM174 170H177V172H178V170H179V168L178 169H174ZM186 170H187V168H186ZM98 171H101L100 169L98 170ZM124 171V170H123ZM138 171H139V169H138ZM181 171H183V169H181ZM181 171L179 170V172L181 173ZM238 171V170H237ZM142 172V171H141ZM184 172V171H183ZM182 172V173H183ZM187 172V171H186ZM246 172V173H245ZM93 173H94V171H93ZM96 174H98L99 172H95ZM130 173V172H129ZM133 173V172H132ZM136 172L134 171V174H135ZM182 173H181V175H182ZM229 173V172H228ZM241 173H243V172H241ZM83 174V173H82ZM100 174H101V172H100ZM138 174V173H137ZM187 174V173H186ZM185 174V175H186ZM230 174V173H229ZM131 175V174H130ZM184 175V174H183ZM98 176V175H97ZM97 176H95V179H96V177ZM135 176H136V174H135ZM138 176V175H137ZM136 176V177H137ZM151 176H153V175H151ZM237 176V178H238V181L240 180L239 178H241V177H238L239 175H236ZM242 176V175H241ZM63 177V176H62ZM113 177H115L114 175H113ZM122 177V176H121ZM258 177V176H257ZM109 178V181L110 182H112V180H110V177H108ZM58 179V178H57ZM93 179V178H92ZM97 179H99L98 177H97ZM242 179V178H241ZM244 179H246V180H244ZM248 179V180H247ZM88 180H91V178L90 179H88ZM101 180V179H100ZM104 180V179H103ZM108 180V179H107ZM106 179H105V182L107 181ZM134 180H135V178H134ZM155 180V179H154ZM81 181V180H80ZM99 181V180H98ZM237 181V182H238ZM257 180H256V177H252V176H250V177H247V178H243L242 179V181L240 180L239 181V187H240V193H238L240 196H241V199H243L244 198V196H246V197H252L251 195H252V193H253V195H254V191H255V189L257 188V182H256ZM85 182V181H84ZM93 182H94V180H93ZM151 183V182H150ZM153 183V182H152ZM151 183V184H152ZM261 183V182H260ZM154 184V183H153ZM259 184V183H258ZM261 185V184H260ZM95 186V185H94ZM20 187V186H19ZM17 185H11L10 187H8V190L6 191V193H4V192H2V195H3V198L6 200V202L7 203H11L12 202V196H11V194L13 195V192H15L16 194H17V191H18V193L20 192V189L21 188H19ZM138 187V186H137ZM150 187V186H149ZM194 187V186H193ZM192 187V188H193ZM238 187V188H239ZM261 187V186H260ZM86 188V187H85ZM161 188V187H160ZM190 188V187H189ZM192 188H190V189H192ZM234 188V187H233ZM4 189V188H3ZM147 189V188H146ZM105 190V189H104ZM107 190H109L110 192H112V193H115V191L113 192V189L111 190V189H107ZM107 190H106V192H107ZM156 190V189H155ZM154 190V191H155ZM158 190V189H157ZM156 190V191H157ZM189 190V189H188ZM238 190V189H237ZM82 190H80V192H81ZM155 191V193H158V192H156ZM23 192V189H22V191L20 192V193H22ZM25 192H27V191H25ZM118 192H119V190H118ZM140 192V191H139ZM164 192V191H163ZM189 192V191H188ZM24 193V192H23ZM109 193V192H108ZM107 193V194H108ZM236 193V194H237ZM120 194V193H119ZM131 194V193H130ZM152 194V193H151ZM193 194V193H192ZM122 195V194H121ZM120 195V196H121ZM153 195H154V193H153ZM156 195V194H155ZM249 195V196H248ZM255 196V195H254ZM122 197V196H121ZM237 198V197H236ZM254 198V197H253ZM253 198H252V200H253ZM257 198V199H256ZM255 202L257 203V207H258V210H260V215H261V217L260 218H262V223H263V225H264V199L262 198L261 200L258 198V197H255ZM120 200V199H119ZM124 201V200H123ZM162 201V200H161ZM254 201H253V203H255ZM259 203H261V204H259ZM256 205V204H255ZM157 206V205H156ZM9 207V206H8ZM77 208V207H76ZM142 208V207H141ZM153 208V207H152ZM151 208V209H152ZM143 210H145L144 208H143ZM142 209H140V210H138V213H137V216H142V214H144L145 212L143 211ZM146 211V210H145ZM18 212V211H17ZM109 212V211H108ZM156 212V211H155ZM18 214V213H17ZM80 214V213H79ZM128 214V213H127ZM160 214V213H159ZM158 214V215H159ZM169 214V213H168ZM180 214V213H179ZM84 215H86L85 216V218L83 217V219L84 220H80V222L79 221H77L78 223H77V225L78 224H80L81 225V223H86V224H90V225H92L91 224V221H92V218H91V220L89 219V215H90V213L88 212V211H86V213L84 214ZM37 216V215H36ZM81 216V215H80ZM94 216V215H93ZM93 216H91V217H93ZM179 216V215H178ZM97 217V216H96ZM103 217V216H102ZM106 217V216H105ZM116 217V216H115ZM94 218V217H93ZM99 218V217H98ZM16 220V219H15ZM14 219H8L7 217H1V215H0V224H2V226H4V228L6 227V228H10V229H8V230H11V231H13L14 232V234L16 235V237L15 236H13V235H8V234H1L0 235V264H20V261H19V250H18V248L16 249V248H14V247H12L10 244H8L7 243V239H12V240H14L15 239V241H20V239L22 238V236L21 235H23V234H25L27 231H28V233H29V226H28V224L27 223H22V221H15ZM118 220V219H117ZM131 220V219H130ZM147 220V219H146ZM94 221V220H93ZM103 221V220H102ZM108 221V220H107ZM156 221V220H155ZM131 222H133V221H131ZM134 223V222H133ZM115 224V223H114ZM125 224H129V223H127V221H126V223ZM131 225H132V223H130ZM89 225V226H90ZM130 225V226H131ZM135 225V224H134ZM36 226V225H35ZM83 226V225H82ZM84 226H85V224H84ZM128 227H129V225H128ZM133 227V226H132ZM140 226L138 225V228H139ZM77 228V227H76ZM109 228V227H108ZM108 228H105V232L107 231V230H109ZM141 228V227H140ZM166 228V227H165ZM74 229V228H73ZM157 229H158V227H157ZM33 230V229H32ZM80 230V229H79ZM132 230V229H131ZM92 231V230H91ZM104 231V230H103ZM152 231V230H151ZM151 231H150V233H151ZM159 231V230H158ZM6 232V231H5ZM102 232V231H101ZM108 232V231H107ZM104 233V232H103ZM126 233H127V231H126ZM96 234V233H95ZM111 234V233H110ZM124 234V233H123ZM132 234V233H131ZM161 234V233H160ZM230 234V233H229ZM31 236H35V235H33V234H30ZM114 235V234H113ZM112 235V236H113ZM122 235V234H121ZM38 236V235H37ZM132 236V235H131ZM25 237H26V234H25ZM94 237V236H93ZM97 237V236H96ZM105 237V236H104ZM134 237H135V235H134ZM160 237V236H159ZM109 238V237H108ZM127 238V237H126ZM139 238V237H138ZM149 238H151V237H149ZM112 239V238H111ZM110 239V240H111ZM114 239V238H113ZM121 239V238H120ZM123 239V238H122ZM41 240V239H40ZM54 240V239H53ZM81 240V239H80ZM104 240V239H103ZM109 240V239H108ZM110 240H109V242H110ZM135 240V239H134ZM45 241V240H44ZM56 241V240H55ZM93 241V240H92ZM113 241V240H112ZM112 241L110 242V243H112ZM128 241V240H127ZM133 241V240H132ZM131 241V243H133ZM172 241L175 243V244H177V246H180L181 245V242L180 241H182V238H181V233H177L175 236H173V238H172ZM23 242V241H22ZM24 242H27V241H24ZM82 242V241H81ZM86 243V242H85ZM94 243V242H93ZM117 243V242H116ZM121 243H123V242H121ZM134 243H135V241H134ZM180 243V244H179ZM105 244V243H104ZM129 244H130V241H129ZM136 244H138V247H140V248H142V249H146V247L149 249H151V245L153 244H151L150 242H148V240L146 241V240H144V238L142 237V239H138V242L136 243ZM151 244V245H150ZM21 245V244H20ZM28 245V244H27ZM133 245V244H132ZM154 245V244H153ZM23 246V245H22ZM128 245H126V247H127ZM130 246V245H129ZM128 246V247H129ZM24 247V246H23ZM96 247V246H95ZM92 248V247H91ZM25 249H26V251L25 252H28V250H30V252H32L33 251V249L30 247H25ZM56 249V248H55ZM54 249V250H55ZM152 250V249H151ZM169 250V251H168ZM167 251H168V253L169 254H171V255H173L174 254V250L173 249H168ZM56 251H58L57 249H56ZM61 251V250H60ZM126 251V250H125ZM166 251V252H167ZM52 252V251H51ZM55 252V251H54ZM164 252V251H163ZM56 253V252H55ZM81 253V251L79 252V254H78V256L76 257V260H74L75 262L77 261L78 263L77 264H82L83 262V259H82V255L80 254ZM134 252H130V251H127V253H126V257L127 258H132V254H133ZM26 254V253H25ZM52 254H53V252H52ZM176 254V253H175ZM192 254V253H191ZM58 255H59V253H58ZM138 256H140V255H138ZM39 257V256H38ZM66 257V256H65ZM117 257V256H116ZM137 257V256H136ZM152 257V256H151ZM149 258V257H144V259H143V261H141L140 262V264H153V258ZM162 257V254H161V256H160V258ZM177 257V256H176ZM192 257V256H191ZM63 258V257H62ZM173 258V257H172ZM176 259L177 258H174V260L176 261ZM160 260L161 259H159V261L158 262H160ZM164 260V259H163ZM137 262V261H136ZM173 262V261H172ZM185 262V261H184ZM28 263V262H27ZM138 263H139V261H138ZM190 263H192L191 261L189 262V264ZM75 264V263H74ZM159 264V263H158ZM175 264V263H174Z\"/></svg>","mask_w":264,"mask_h":264},{"label":"crops","instance_id":"0c3cea01","mask_svg":"<svg viewBox=\"0 0 264 264\" xmlns=\"http://www.w3.org/2000/svg\"><path fill=\"white\" fill-rule=\"evenodd\" d=\"M261 143L254 142L247 149L250 157L259 153ZM223 156L216 153L213 161L200 159L199 171L205 168L204 173L189 171L191 186H184L172 200L171 213L190 221L184 223L188 229L180 233L186 238L184 246L195 250L192 264H263L259 233L245 212L237 208L230 181L232 167Z\"/></svg>","mask_w":264,"mask_h":264}]
</instances>
